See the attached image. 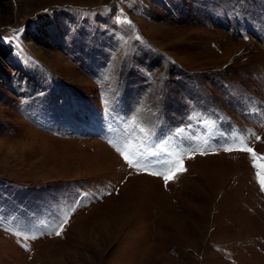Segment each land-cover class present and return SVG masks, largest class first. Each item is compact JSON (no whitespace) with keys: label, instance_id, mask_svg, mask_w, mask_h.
<instances>
[{"label":"rangeland","instance_id":"obj_1","mask_svg":"<svg viewBox=\"0 0 264 264\" xmlns=\"http://www.w3.org/2000/svg\"><path fill=\"white\" fill-rule=\"evenodd\" d=\"M0 46V264H264V0H0Z\"/></svg>","mask_w":264,"mask_h":264},{"label":"snow or ice","instance_id":"obj_2","mask_svg":"<svg viewBox=\"0 0 264 264\" xmlns=\"http://www.w3.org/2000/svg\"><path fill=\"white\" fill-rule=\"evenodd\" d=\"M130 23V21H129ZM257 139H260L259 137H257ZM242 142V141H241ZM116 150L118 152H120V154L122 155V157L124 158V160L126 161V163L130 166V167H133V168H140L142 167L139 163L133 161L131 158H129V156L123 152L120 148H116ZM233 149L231 148H225V151H231ZM237 150H240V151H244V152H247L251 155V158H252V161H253V166L254 167H257L259 168L260 165L257 163V159H258V156H257V153L250 147H247L246 145L240 149H237ZM261 159H264V157H260ZM164 163H167V161H164ZM177 172H182V171H186V169L183 167V164H179L177 169H176ZM152 175H159V176H163L164 180H165V183H167V181L169 179H172L174 178V175L172 174H169V173H165V172H152L150 173ZM257 178L260 180L261 182V186H262V190H264V178H261L260 176V172H257ZM66 222V221H65ZM57 234H59V232H57Z\"/></svg>","mask_w":264,"mask_h":264},{"label":"trees","instance_id":"obj_3","mask_svg":"<svg viewBox=\"0 0 264 264\" xmlns=\"http://www.w3.org/2000/svg\"><path fill=\"white\" fill-rule=\"evenodd\" d=\"M0 51L3 52V53H6V51H7V47H2V46H0Z\"/></svg>","mask_w":264,"mask_h":264}]
</instances>
